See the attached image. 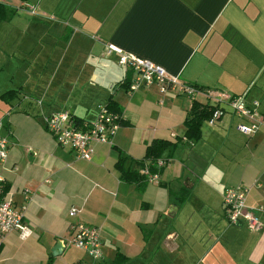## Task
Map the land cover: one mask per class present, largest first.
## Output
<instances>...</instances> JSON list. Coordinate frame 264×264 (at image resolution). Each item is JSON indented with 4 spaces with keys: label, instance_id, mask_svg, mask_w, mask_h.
<instances>
[{
    "label": "crops",
    "instance_id": "0c3cea01",
    "mask_svg": "<svg viewBox=\"0 0 264 264\" xmlns=\"http://www.w3.org/2000/svg\"><path fill=\"white\" fill-rule=\"evenodd\" d=\"M0 3L12 11L0 20L10 32L18 10L32 16L29 33L0 35V49L6 40L13 45L1 58L17 60L24 72H13L27 75L3 91H15L13 99H0L6 105L0 135L7 142L0 176L29 229L27 236L10 230L0 237V264H146L160 255L166 264H264V214L254 210L262 226L249 231L227 223L221 207L224 187L235 185L248 188V207H264V0ZM107 43L200 90L257 101L261 124L245 135L235 126L247 120L225 112L213 125L204 119L196 141L183 140L192 100H209L201 92H161L155 83L130 90L135 73L118 65L114 53L104 54ZM67 52L72 61L63 67ZM108 101L121 123L111 143L95 144L88 160L58 145L44 126L45 117L58 111L91 122L97 106ZM81 102L85 106L77 110ZM153 139L180 140L170 154L149 161L145 148ZM120 158L124 169L142 177L124 178L115 164ZM158 159L162 164L155 166ZM143 168L156 180L148 181ZM78 221L97 228L99 258L67 244V224ZM58 240L60 253L51 255Z\"/></svg>",
    "mask_w": 264,
    "mask_h": 264
},
{
    "label": "built area",
    "instance_id": "2783aa9c",
    "mask_svg": "<svg viewBox=\"0 0 264 264\" xmlns=\"http://www.w3.org/2000/svg\"><path fill=\"white\" fill-rule=\"evenodd\" d=\"M23 6L29 13L34 12L32 5L23 4ZM103 49L106 55L111 53L116 55L118 65L130 68L135 73L129 85L130 90L140 85L155 83L161 92L173 89L189 97L201 92L209 100V103L215 106L209 117L205 119L207 124L213 125L225 112L247 120V122H238L235 126L236 130L242 134L254 133L261 124V118L257 112L258 103L255 100L246 104L242 95L231 96L221 90H200L178 81L161 66L134 54L123 52L111 44H105ZM120 121L119 114L110 110L105 104H100L97 106L96 117L91 122H77L68 112L58 111L45 117L44 126L58 145L66 146L72 149L78 158L88 160L95 144L111 143V135L119 126ZM6 143L5 138L0 135L1 160L5 157ZM161 164L160 159L155 162V166ZM142 173L148 181L157 178L156 174L148 173L144 168ZM2 187V177L0 176V237L10 230L19 231L22 236H27L29 229L22 219V208L13 206L10 194L7 191L2 192ZM247 191L248 188L242 185L224 187L221 194L223 217L229 224H244L247 230L258 231L262 222L260 215H256L254 210L263 215L264 207L258 206L256 209L248 207L245 204ZM75 213L74 207L68 210L70 217ZM67 229L69 231V239L66 241L68 245L82 249L92 258L100 257V239L96 227L78 221L68 223Z\"/></svg>",
    "mask_w": 264,
    "mask_h": 264
},
{
    "label": "trees",
    "instance_id": "16d2710c",
    "mask_svg": "<svg viewBox=\"0 0 264 264\" xmlns=\"http://www.w3.org/2000/svg\"><path fill=\"white\" fill-rule=\"evenodd\" d=\"M9 12H12L8 9H6L1 3H0V20L4 19L6 16H8ZM6 13H9L6 15ZM127 82H125L124 84H122L124 86V88L128 87ZM196 88L201 89L203 87H199L197 85H194ZM16 96V92L15 91H5L3 93L0 94V99L2 100H10L13 99ZM106 107L108 108H112L114 110L115 107H113V104L108 101V103L105 104ZM215 106L211 105L210 103H198L195 100H192L191 106L189 108L188 111V117H186L183 120V125H184V133H183V140L189 141V142H194L196 141L199 136H200V125L202 123V121L204 119H207L211 113V111L213 110ZM117 111V110H116ZM122 120V119H121ZM121 123V121H120ZM180 140V139H179ZM179 140H174V141H167L164 139H153L151 140L145 148V154H144V158L149 160V161H155L158 157H160V155L162 154L163 151H166L168 154H170L172 152V150L174 149V147L176 146L177 142ZM123 159L120 158L116 161V166L118 171H120V174L124 176V178L126 179H133V178H138V176L141 178L142 175H139L138 173L133 172L132 170L129 169H124L123 168ZM4 189H2V192H4ZM118 259L116 258L115 261H117ZM49 264V263H46ZM115 264H117L115 262Z\"/></svg>",
    "mask_w": 264,
    "mask_h": 264
},
{
    "label": "rangeland",
    "instance_id": "374dc122",
    "mask_svg": "<svg viewBox=\"0 0 264 264\" xmlns=\"http://www.w3.org/2000/svg\"><path fill=\"white\" fill-rule=\"evenodd\" d=\"M18 11H20V19L14 18V20L12 21V23H15V27L12 30V32H10V31L7 30L8 27H9V24L2 23L0 25V35H2L3 33H8V34H11V37H12L14 35H20L19 33H22L24 31H25V33H29L28 32V30H29L28 24H29V19H31L32 16L26 14V12L24 10L23 11L18 10ZM9 44H11V42L9 43V40H6L4 42L5 47H2L0 49V52L3 51V49L6 50V46L9 45ZM11 46H13V45L11 44ZM66 54H69V57L67 55L64 56V58H63V65H62L63 67H67V65L70 64V61H72V59H71V53L70 52H67ZM0 58H1V56H0ZM37 61H39V60H37ZM50 64L51 63H49L48 65H50ZM16 67L19 70H21L22 72H24L22 69L19 68L20 67V63L17 62V60L15 61V59H12L11 61H9L7 63V60L4 57H2L0 59V94L4 90L17 88V86L20 84L19 82L23 81L22 77L27 76V75L21 74L20 71L13 72ZM29 75L32 78L37 77V75H35L33 72H31ZM82 75L83 74L78 75L79 76L78 80L82 77ZM28 82H29V80H26L25 81V84H24L25 87L28 84ZM87 82H88V80H87V77L85 76V79L84 80H80L79 81V83H80L79 88L80 89L83 88L87 84ZM22 89H24V88H22ZM74 94H77V90H75ZM75 98H76V95H75ZM84 106L85 105H83V103L81 102L78 105H76V108H77V110H81ZM94 107H95V103L90 106V113L94 110ZM5 108H6L5 103H3L0 100V116L2 114H4L3 111H4ZM162 219H165L167 221L168 218L165 215H162ZM161 231H162V228H159L158 229V234L159 235H161V233H162ZM86 260H87V263L88 264L90 262H92L89 259H86ZM152 262H154V264H155V262H156V264H166V258L164 256L160 255V257L158 258L157 261H153V259L150 260V261L146 260V264H153ZM189 263H188V259H186L184 264H189Z\"/></svg>",
    "mask_w": 264,
    "mask_h": 264
},
{
    "label": "water",
    "instance_id": "95a60500",
    "mask_svg": "<svg viewBox=\"0 0 264 264\" xmlns=\"http://www.w3.org/2000/svg\"><path fill=\"white\" fill-rule=\"evenodd\" d=\"M61 250V242L58 240L50 249L51 255H57L60 253Z\"/></svg>",
    "mask_w": 264,
    "mask_h": 264
}]
</instances>
